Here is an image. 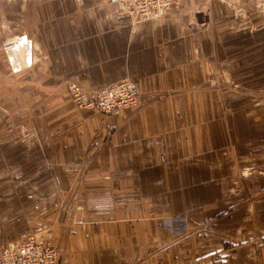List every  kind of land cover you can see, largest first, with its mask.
<instances>
[{
    "label": "crops",
    "instance_id": "obj_1",
    "mask_svg": "<svg viewBox=\"0 0 264 264\" xmlns=\"http://www.w3.org/2000/svg\"><path fill=\"white\" fill-rule=\"evenodd\" d=\"M229 1L181 0L161 19L120 18L112 28L116 0H0V88L22 85L0 107V184H31L38 201H76L56 229L61 264H264V170L228 190L220 181L237 164L264 168L249 157L256 148L235 159V123L224 124L207 83L209 9ZM85 4L98 10L80 26ZM127 75L139 83V113L73 106L70 85L98 89ZM208 109L220 112L210 129L199 118ZM230 189L235 208L216 214L208 201ZM11 205L0 209V253L46 225L42 202L28 214Z\"/></svg>",
    "mask_w": 264,
    "mask_h": 264
},
{
    "label": "rangeland",
    "instance_id": "obj_2",
    "mask_svg": "<svg viewBox=\"0 0 264 264\" xmlns=\"http://www.w3.org/2000/svg\"><path fill=\"white\" fill-rule=\"evenodd\" d=\"M230 1L229 3H232L231 5L233 6L209 9V14L215 16V22L207 25V83L209 92L217 96V100L216 102H213V105L218 104V109L222 112L224 124H230V121H232V124L235 123V136L233 135V139L235 140L234 145H232V143H230V145H225L223 148V150H225V154H230V152H226V150H231L232 145L235 148V159L243 160L248 159L247 152H242L243 150L247 151V149L256 148V154L254 155L252 153L249 157L252 158L253 161L263 164L264 0ZM118 2L119 0H116L115 5L112 3L110 10L112 28L118 26V23L115 25L113 21L119 20L120 18H126L128 23H131L133 20L143 22L134 15L126 13V11L119 6ZM51 9L53 10V8ZM77 10L78 8L74 11V15L76 17L78 16ZM95 10L98 9L89 7L87 4L79 8V13L83 16L80 18V26L86 24L88 15L91 12L93 13ZM49 27L50 25H48V30ZM123 83H128L135 87L138 101L136 105L126 109L112 111L110 113L102 110L100 108L101 98L99 97V94L103 93V91L109 89L110 87L119 86ZM0 92V107L3 109V99H7L4 95H7V92H10V94L21 93L22 85L21 88L11 89L10 91H3V89L0 88ZM68 92L72 99L73 106L82 112H94L111 117L118 113H124L126 115L137 114L141 108V104L139 103V83L137 79L128 75L121 78L116 83H112L98 89L85 88L75 83L70 85ZM17 100L20 99L17 98ZM15 104L16 105L13 106H15L16 112L19 113L20 118L18 117L19 119H17L18 125L15 119L12 120V125L16 126V129L19 131L26 128L24 126L25 122L22 119L24 104L22 101L15 102ZM32 110L34 111V107ZM4 114L7 115L10 113L4 111ZM52 115L53 113H48V117H51ZM199 118H201L202 121L207 119V124L209 125L208 129L214 128L213 126L220 120V112L219 115L216 116L208 109L206 114L202 112V116H199ZM223 120H221L222 125ZM39 122V120H33L31 123L32 127H36L35 123ZM10 124L11 123L6 122L8 127ZM25 138L27 137L21 135L17 137L13 143L20 142ZM32 143H35L34 136L32 137ZM5 155H7V153ZM229 158L232 160L231 155H229ZM5 170L6 173H8V167H5ZM260 170H264V168L261 167V169L256 170L255 167L252 168L247 167L246 165L243 166V164H237L235 167L229 169L227 173L228 176L221 175L220 181L231 182L230 185H227L228 190L229 186L231 188H235V181L240 178L243 179L244 176L250 174L249 172L255 171L258 173ZM32 188L33 185L31 184L14 182L1 183L0 209L3 208L7 211L9 206L12 204L10 209L14 207L17 210L18 208L19 212L28 214L32 209V206L35 207L38 205V202H42V209L45 214L44 217L47 218V220L44 221L46 225L43 226V231H32V233H48L50 235L48 240L49 243L58 248L60 253V247L62 244L61 240L64 242L65 239L63 240V236H61L63 234L59 235L56 229L64 226L63 223L65 225L69 223H66V215H70L69 211H71L76 201L56 199L54 198V193L52 199L38 201L35 199L34 195L29 194V192L32 191ZM15 192L17 197H14V200L12 201V196H10L11 203H8V196L5 197L4 195ZM26 192L28 193L25 195ZM50 193L51 192L49 190V195ZM225 194L229 195L230 198H218L208 201L213 208H215V212L218 215L235 208V191L230 189V191ZM3 203L5 205H3ZM63 210L65 211L60 215ZM2 213H4V211ZM26 236L27 235L7 242L4 244L2 250L10 247L11 245H17L25 239Z\"/></svg>",
    "mask_w": 264,
    "mask_h": 264
},
{
    "label": "built area",
    "instance_id": "obj_3",
    "mask_svg": "<svg viewBox=\"0 0 264 264\" xmlns=\"http://www.w3.org/2000/svg\"><path fill=\"white\" fill-rule=\"evenodd\" d=\"M119 6L126 13L143 22L161 19L167 11L180 8V0H119ZM135 87L123 83L99 94L100 108L108 113L135 106ZM48 233H31L20 243L4 248L0 253V264H61V257L54 245L49 243Z\"/></svg>",
    "mask_w": 264,
    "mask_h": 264
}]
</instances>
